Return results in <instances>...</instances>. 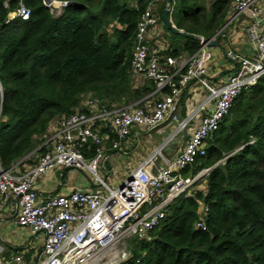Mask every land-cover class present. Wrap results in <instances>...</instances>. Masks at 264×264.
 <instances>
[{"label":"trees","instance_id":"obj_1","mask_svg":"<svg viewBox=\"0 0 264 264\" xmlns=\"http://www.w3.org/2000/svg\"><path fill=\"white\" fill-rule=\"evenodd\" d=\"M5 1L13 9L19 0H0V26ZM56 1L69 3L57 17L41 0H22L29 19L1 26L0 161L7 169L35 149L50 123L86 111L85 100L109 110L155 91L153 82L130 72L137 23L149 0ZM229 5L171 1L167 18L190 35L182 36L165 27L166 2L157 3L159 35H151V46L174 58L194 54L199 42L191 36L212 38ZM203 169H210L203 189L176 199L153 240L131 247L133 257L124 264H264V77L235 99L205 157L183 175ZM201 205L207 207L205 230L195 228Z\"/></svg>","mask_w":264,"mask_h":264},{"label":"built area","instance_id":"obj_2","mask_svg":"<svg viewBox=\"0 0 264 264\" xmlns=\"http://www.w3.org/2000/svg\"><path fill=\"white\" fill-rule=\"evenodd\" d=\"M41 1L55 17L69 5L67 1ZM162 1L149 0L141 13L130 61L131 74L154 83L151 95L109 110L87 99L82 103L86 111L50 123L42 141L11 168H4L0 161V211L10 213L14 205L11 215L15 225L40 244L34 264L129 261L133 254L123 245L132 238L151 242L168 207L176 199L192 198L203 189L210 169L189 176L183 171L205 157L212 135L229 115L235 99L264 77V0H230L221 29L210 39L197 36V52L177 58L163 55L160 47L150 44L158 24L155 7ZM171 1L167 0L165 7L168 14L172 11ZM3 7L7 14L2 25L30 17L22 0L13 9H9L8 1ZM237 30L244 34L254 54L244 56L235 50L232 38ZM222 31L228 43L217 47L227 61L226 69L221 79L213 81L222 73L213 70L208 43ZM154 35L157 38L159 33ZM184 109L187 114L181 119L180 111ZM169 121L177 123V132L188 133L178 154L167 157L165 142L135 167L112 163L107 183V147L117 151L134 127L150 132ZM92 152L93 156L87 157ZM26 161L30 164L23 167ZM18 167L21 172L16 171ZM65 170L76 171L82 186L45 197L38 193L39 179L55 171L63 179ZM97 188H104L107 194ZM200 208L195 228L205 230L207 207ZM11 260L21 264L19 257Z\"/></svg>","mask_w":264,"mask_h":264},{"label":"crops","instance_id":"obj_3","mask_svg":"<svg viewBox=\"0 0 264 264\" xmlns=\"http://www.w3.org/2000/svg\"><path fill=\"white\" fill-rule=\"evenodd\" d=\"M222 39L223 38L219 40V45H221L220 42ZM221 43L223 46H225L228 42L223 41ZM232 43L235 46V50L240 55L250 56L254 54L253 48L247 43L245 36L242 32L234 33ZM215 50H217L218 52H215ZM210 52L213 55V70L216 69L215 72L219 70L222 73L219 76H214L213 81H216L223 77V74L225 73L226 69V62L220 60L222 56L218 47L211 48ZM200 98H202V96ZM180 114L181 119L184 118L183 116H186L187 110L184 109V111H180ZM169 122H166L164 124H168L167 126H169ZM173 129L175 130L173 131L172 135L165 140V142L167 143L165 154L169 158H173L178 154V151L183 148L184 142L188 138V133L185 131L183 132L184 134L182 133L183 139L180 138L179 140H176L177 138L175 136L178 135L180 131L177 132V127ZM143 131L146 130L140 127L132 128L130 136L127 137L125 140L121 141L120 147L117 151H112L108 148V146L105 151V154L110 158V164L117 162L120 167L123 165H132L135 167L136 165L146 160L149 156H151L152 152L162 145L161 144L160 146H157L155 148L149 146L150 142L149 140H147L146 134L143 133ZM29 164V161L22 163L23 167H26ZM159 165H162L161 162H159ZM20 170H22V168L20 167L16 169L17 172H21ZM62 173L64 178L61 181V184L59 179V172L57 171L51 173L50 175L44 178L39 179L36 185L38 193L41 196L45 197L48 195L63 193L67 190V188L70 187L78 188L82 186V184L80 183V178L78 177V173L76 171H74V173L72 172V175H65V171ZM70 178L72 181H70ZM66 185H68V187H65ZM88 190H91V188H89ZM12 207L13 208L10 213H4L0 211V247L2 248V251H0V264H14L11 259L16 257L20 258L21 264H25L23 262V253H21V251L26 250L28 248L29 250H32L33 246L40 248V244L37 243L32 237L28 236L27 232L15 225L14 217L13 215H11V213H14L15 207L14 205ZM37 253L34 255V260L31 264L35 263L37 259ZM1 257H5L6 260L2 262Z\"/></svg>","mask_w":264,"mask_h":264},{"label":"rangeland","instance_id":"obj_4","mask_svg":"<svg viewBox=\"0 0 264 264\" xmlns=\"http://www.w3.org/2000/svg\"><path fill=\"white\" fill-rule=\"evenodd\" d=\"M163 1H165L167 3V0H163ZM172 1H174V0H172ZM239 21H240V19L237 22H235L233 26H235ZM236 33H240V31L237 30ZM223 41L225 42L227 40L223 38L221 40V42H223ZM221 42H220V44L222 45ZM215 52H218V51L215 50ZM220 60L227 63L226 59L223 56H222V58ZM165 125L166 124L161 125L156 130H153V131H150V132L143 131V133L146 134L147 140H149V142H150L149 146H152L153 148H155V147L160 146L161 144H163L165 142V140L172 135L173 131L175 130L173 128L177 127V123L176 122H169V126H167L168 124L166 125L167 127ZM175 137L177 138L176 140H179L180 138H182V133L179 132L178 135H176ZM111 166H112V164H110V163L106 164V170L108 172V176H107V179H106L107 183H109V181H110V173L112 171L110 169ZM65 172H66L65 175H72V172L74 173L73 170H65ZM60 180H63V179H60ZM70 181H72L71 178H70ZM97 189H99V191H101L104 195L107 194V192H106V190L104 188H97ZM139 243H142V242L138 241L135 238H132L125 245H123L124 246L123 248L125 250H128V249L130 250L131 247H136ZM39 250H40V248H37V247L33 246L32 250H29V248H28L26 250L21 251V253H23L22 254L23 262L25 264H31L33 262V260H34V255ZM130 253H132L131 250H130ZM1 260L3 262V261L6 260V258L5 257H1Z\"/></svg>","mask_w":264,"mask_h":264},{"label":"water","instance_id":"obj_5","mask_svg":"<svg viewBox=\"0 0 264 264\" xmlns=\"http://www.w3.org/2000/svg\"><path fill=\"white\" fill-rule=\"evenodd\" d=\"M46 2H49V0H45ZM167 14H168V10L165 9L162 13V21L165 25V27L172 33L174 34H178V35H182V36H190V35H187V34H184L182 31H177L171 24V22L169 21V19L167 18ZM192 38H194L196 41L199 40V38L197 36H191ZM221 38H226L227 39V34L222 31L219 36L217 38L214 39V41L208 43V46L210 48H214V47H217L219 44V40ZM204 42H208L207 40H205Z\"/></svg>","mask_w":264,"mask_h":264}]
</instances>
